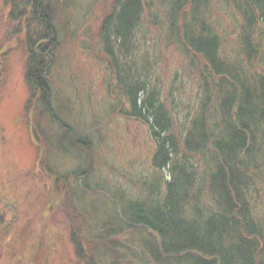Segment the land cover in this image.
Masks as SVG:
<instances>
[{"label":"trees","instance_id":"trees-1","mask_svg":"<svg viewBox=\"0 0 264 264\" xmlns=\"http://www.w3.org/2000/svg\"><path fill=\"white\" fill-rule=\"evenodd\" d=\"M106 1L108 16L100 24L99 41L117 84L110 92L114 102L130 103L115 111L147 128L154 144L149 164L156 183L153 191L134 199L120 196L116 201L103 192L114 205V212L107 213L114 214L110 223L117 232H136L129 245L128 239L124 244L103 236V246L116 256L119 248L128 249L134 264L146 254L155 264H264V207L259 201L264 194V0H225L238 28L230 46L233 55L213 13L215 0H176L165 17L170 25L164 36L182 44L202 88L183 137L173 131L167 102L152 80L150 68L156 61L140 60L138 48L131 50L132 39H140L147 27L144 15L151 4ZM2 2L10 10L9 19L25 27L29 44L24 75L31 96L38 94L47 112L61 32L71 36L73 20L80 22L84 14L88 19L91 11L83 14L78 0ZM65 130L68 140L72 131ZM17 212L0 195V236L15 225ZM136 246L145 251L140 258ZM120 259L114 257L112 263L120 264Z\"/></svg>","mask_w":264,"mask_h":264},{"label":"rangeland","instance_id":"rangeland-1","mask_svg":"<svg viewBox=\"0 0 264 264\" xmlns=\"http://www.w3.org/2000/svg\"><path fill=\"white\" fill-rule=\"evenodd\" d=\"M2 1L0 0V195L7 205L16 208L18 218L15 225L0 236V264H86L78 257L73 242L72 236L80 241L77 236L79 229H83L86 237L82 249L87 260L93 257L99 264H111L114 257L102 243L94 245L92 242L96 250L86 246L95 235L98 239L101 235L110 242L124 244L125 239H128L129 245L134 242L131 238L135 236V230L123 234L117 232L118 228L110 223L112 221L107 213L114 212V205L104 197L103 220L93 216L89 221L87 218L82 220L80 226L79 221L66 216L68 209L63 212L55 205L52 207V215L47 217L51 200L56 201L58 192L56 194L52 186L48 185L51 181L44 169L46 164L53 168L57 164L55 169L60 175H64L80 165V159L74 157L80 154L78 147L74 148L75 152L69 159L53 158L52 150H59V145L64 148L72 145L71 134L70 138L68 135V140L65 138L64 144L59 142L60 136H66L65 129L68 130L69 126L74 132L73 136L90 141L88 146L92 156V185L102 184L103 192H110L116 200L120 196L134 199L143 195L142 191H153L156 180L155 177L152 179L153 170L149 163L154 144L149 132L141 123L121 118L122 115H118L112 108L113 105L117 106V102H114L115 96L110 91L117 84L115 85L113 73L108 71L107 60L103 59L99 41L100 24L103 17L108 16V1L95 0V6L91 7L94 0H78L77 6L81 7L83 14L89 10L91 13L88 12V19L84 14V18L79 17L82 18L80 22L77 18L73 20L68 29L71 36L67 37L65 32H61V44L50 74L52 96L47 112L38 94L36 97L31 96L24 75L29 44L25 37V27L9 19L10 10L4 7ZM148 2L151 9L148 8L144 15L147 27L139 35V44H142L138 47L141 54L139 59L142 60L145 56L148 61H156V65L150 68L152 80L158 86L160 94L162 93V100L167 102V110L174 122L173 131L184 134L190 119L198 110L196 108L201 99V83L195 63L192 64L191 58L183 52L182 44L174 43L164 36L167 24L170 25L165 17L168 19V12H173L171 10L174 9L176 0ZM226 11V1L215 0L213 13L219 23L218 27L226 37L225 44L229 47L227 52L232 54L230 46L235 44L238 28L233 16ZM238 55L242 58L240 50ZM52 113L55 119L51 116ZM59 120H63L68 126L62 127L57 122ZM183 134L181 133V137ZM164 172L167 175V170ZM83 200L85 203L90 201L89 197H81L80 202L83 203ZM259 201L263 208L264 194ZM136 248V258L142 257L145 251L137 246ZM127 251L121 248L116 251V257L121 258L120 264H134L133 255ZM144 258L140 264H155L147 254ZM136 260L135 264H139L138 259Z\"/></svg>","mask_w":264,"mask_h":264},{"label":"flooded vegetation","instance_id":"flooded-vegetation-1","mask_svg":"<svg viewBox=\"0 0 264 264\" xmlns=\"http://www.w3.org/2000/svg\"><path fill=\"white\" fill-rule=\"evenodd\" d=\"M139 42H140L139 39H136V38L132 39L133 47H131V50L137 49L140 45ZM119 52H121V50ZM127 106L130 107V103L120 102V103H117V106L113 105L112 108L115 110L117 107H120V109L122 110L123 108L125 109V107ZM119 115H122V114H119ZM121 118L129 119L124 116H121ZM68 130L72 131V136H73L74 132L72 128L68 126ZM75 138L76 137L73 136L70 142V144L72 145L71 146L68 145L70 149L69 147L64 148L62 145H59L60 149L55 150V151L52 150V152H53V158H55L56 160L63 159V158L66 160L70 158L72 153L74 154L75 152L74 148L78 147L80 150V154L78 156H74L80 159L79 160L80 165H78V167H75L73 170L70 169L64 175H60L58 170L55 169L57 164L55 165V168H53L49 164L45 165V168H44L45 174L48 176L49 180L51 181L50 184L48 183V185L52 186V189L55 190L56 194L58 192V196H59V197L57 196L56 199L54 197L56 201H54L53 199L51 200L52 204L50 203V209L48 210L46 216L49 217L52 215V212H51L52 207L53 205H55L57 206V208H61L62 209L61 211L63 212H66V210L68 209V213H66V216H68V218L71 217L74 220L79 221L80 226H82V220H86V218H87V221H89L90 219L94 217H96L97 219L101 218L103 220V209H102L103 208V205H102L103 204V188H102L103 185L99 183L97 184L94 183L95 185H92L93 184L92 182V177H93L92 169L93 168L91 167L92 166V162H91L92 156L90 155L91 150H90V146H88L90 144L89 139L80 137V139H78V142H77ZM64 141H66V139L63 138L62 136L61 139H59V142L61 144L63 142L64 144L65 143ZM82 163H85V164L82 165ZM81 197H86V198L89 197L90 201L85 203V200H83V203H82L80 202ZM109 217L111 221L114 220L113 219L114 214L109 215ZM82 230L83 229H79L77 233V236L79 237V239H80V236L82 235L79 241L80 243L75 239L74 236L72 237L74 240L73 242H75L78 257L80 259H83V261H85L84 263L87 264L86 260L88 258L84 255V251L82 249L83 242L86 243V240H85L86 237L83 234L84 231ZM96 237L97 235H95V238H92L90 244L86 246L88 249L96 248V246L92 245V242L94 243V245H98L100 242L102 243V246H103V242L101 241L103 236L99 235V237H101L99 239ZM106 250L113 257H116L114 251L110 252L108 249ZM95 259L96 258L91 257L87 261H89V264H93V263L99 264Z\"/></svg>","mask_w":264,"mask_h":264}]
</instances>
